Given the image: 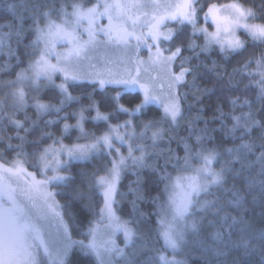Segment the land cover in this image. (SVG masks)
I'll list each match as a JSON object with an SVG mask.
<instances>
[{"label":"snow or ice","instance_id":"snow-or-ice-1","mask_svg":"<svg viewBox=\"0 0 264 264\" xmlns=\"http://www.w3.org/2000/svg\"><path fill=\"white\" fill-rule=\"evenodd\" d=\"M105 17L108 24L100 26ZM201 20L211 21L215 30L200 26ZM256 20L264 21V0L223 5L212 0H0V74L20 69L0 81V264H186L165 251L176 253L189 237L204 264H264V227L256 226L264 225V52L249 55L242 68L255 60V70L246 72H229L217 61L209 67L200 59L214 47L231 56L264 44V23ZM240 32L248 39L242 40ZM201 36L203 44H198ZM58 45L66 50L58 52ZM102 46L124 50L135 72L85 71L88 53ZM141 48L148 51L147 61L139 59ZM206 73L214 76L213 88L199 86ZM57 74L63 77L59 84ZM161 74L166 91L157 87ZM89 85L91 92L85 91ZM76 86L80 95L70 91ZM97 86L116 94L97 100ZM217 91L213 115L205 118L207 109L196 105ZM125 94L131 107L120 103ZM73 104L78 107L67 112ZM102 104L111 110L101 113ZM154 105L162 109L159 118L148 117ZM53 113L55 119L42 120ZM120 114L128 119L110 123ZM137 117L148 118L137 122ZM73 118L75 124L65 122L60 137L46 130ZM89 119L104 122L106 129L99 135L87 131ZM73 129L77 140L87 142L65 145L63 137ZM30 135L35 136L31 141ZM229 139L231 147H225ZM45 140L52 143L42 147ZM97 157L108 159L90 173L81 171L77 184L70 162ZM30 162L37 172L28 170ZM128 172L136 179L121 194L117 185ZM97 193L104 201L99 218L89 221L84 239H73V205L94 212ZM128 194L134 219L116 214V197ZM58 195L66 196V203H59ZM149 202L156 208V240H163L165 251L153 244L151 229L133 227L148 223L151 214L140 204ZM53 220L56 233L46 238L44 224ZM117 232L123 233L125 248L113 239Z\"/></svg>","mask_w":264,"mask_h":264},{"label":"trees","instance_id":"trees-1","mask_svg":"<svg viewBox=\"0 0 264 264\" xmlns=\"http://www.w3.org/2000/svg\"><path fill=\"white\" fill-rule=\"evenodd\" d=\"M92 2L94 3V0H92ZM212 2L218 3V4H228L231 3L232 0H212ZM242 3H244V0H241ZM245 6H248L247 4H245ZM256 23H264V21L262 20H256ZM189 31H191L189 29ZM241 36L244 40H247V36L243 33H241ZM198 44H202L203 43V37H200L197 40ZM261 52H264V44L259 45L258 47H252L251 45H249V47L247 48V50L243 53V55H238V54H233L231 56H225L224 54H222L220 52V49L217 47H214L213 49H211L208 53H201L200 59L203 60L205 62V64H207L209 67H211L212 62L213 61H217L220 64H222L224 67L227 68V70L229 72H232L233 69H239L241 72H246V71H254L255 70V60H253V64L250 68L248 69H244L242 68V65L244 64L245 60L248 59L249 55H255V56H259V54ZM184 55H190V52L185 51L183 53ZM4 61L3 59H0V64H2ZM179 64V61H177V65ZM25 65H21L20 67H24ZM203 67V66H202ZM20 69L17 68L15 69L11 75H4V74H0V81H6L9 79H12L15 75L16 71H19ZM175 71H179V67L177 66L175 69ZM189 79H191V77H189ZM237 79H239V75L237 76ZM248 81L245 79L244 83H247ZM214 85V76L211 73H206L204 74V77L202 80L199 81V86L201 88L204 87H208V88H213ZM187 89H182V91H186ZM70 91L72 92L73 95H80L81 94V88L79 86H76L72 89H70ZM85 91L87 92H91L92 91V86L89 85L87 87V89H85ZM105 93H107L108 96H115L116 92L112 89H105L103 92L99 89V87L97 86L96 88V93L95 98L97 100H100L101 97L103 95H105ZM256 93V88L253 87V89L251 90L250 93H248L247 95L250 98H254ZM3 95V92L0 91V96ZM219 95V92L217 91L216 95H212L209 94L208 97L204 98L203 100V104L202 105H196L197 108L200 107H204L206 110L205 112V118H210L213 115V112L215 110V106L217 104V96ZM232 95H241L240 92H234L232 93ZM44 100L47 101L48 99V94L44 95ZM84 103H87V100L85 99L83 101ZM189 102H191V94L189 95ZM121 104H123L126 107H131V105H129L128 103V95H123L120 101ZM78 106L73 104L71 107H69L68 109H66L67 112H72L74 111ZM152 107V111H150L148 113V117H152L155 116L156 118H159L160 115H162V110L160 109V107L158 106H151ZM256 107H259V105H257ZM111 109L108 108L105 105H101L100 106V111L102 113H106L108 111H110ZM29 115H31L32 119H36V113H35V109L29 107L27 109ZM224 111H228V107L225 104L224 106ZM94 112H91V116H94ZM195 113H186V116H190V115H194ZM61 116L65 115V112H61L60 114ZM148 117H137V122L140 119H146ZM21 119L23 118L22 115L20 117ZM50 119H55V114H45L42 117V120H50ZM128 119V116L126 114H120L119 116H113L110 120V123L112 124H117V123H122L124 120ZM67 122L69 124H75V119H70L68 121H64V120H60L57 124L51 126L49 129H46L47 131H51L54 133L55 137H60L61 134V129L63 128L64 123ZM230 124V122H229ZM85 127L87 129V131L89 132H96L98 135L100 133H102L107 125L104 122H97V121H92L91 119H89L88 121H86ZM212 127L214 128H218L219 126L217 124H213ZM137 131H139V129H137ZM38 134V131H37ZM185 133L183 131H180V135H184ZM77 131L75 129H73L71 132H69L67 135H65L63 137L62 142L65 145H72L74 143H80V142H86L84 139H80L77 140ZM213 135H223L222 133H213ZM35 138V136L30 135L28 137V139L31 141ZM52 141L51 140H45L42 144V147L47 146L48 144H51ZM162 143H166L162 142ZM225 147H231V141L229 139L228 143H226L224 145ZM172 148H176V144L173 143L171 145ZM27 151L29 153L32 152V148L28 147ZM183 150L180 149L178 151V155L183 156ZM13 154L9 153L7 158L9 160L12 159ZM108 159L107 157H97V158H93L91 160L88 161H76V162H70L69 165V170L72 173V175L75 177L76 183L78 184L80 181V176L79 173L81 171H86V172H92L94 169H98L100 167H102L104 160ZM252 159H254V157H252ZM221 164L220 163H216V167L220 168ZM26 167H28L29 171H33V172H37L36 168H33L31 166V162L29 163V165H26ZM99 174H103L102 172H100ZM173 175H175V173H173ZM40 176V175H37ZM135 176L131 175L130 172L125 173L120 182H119V188H118V192L121 194H126L129 192V186H130V182L135 180ZM239 186V185H238ZM86 187V186H85ZM54 191L56 192H60V191H66L63 189H57V188H53ZM150 195H156L155 192H151ZM56 199L59 203L64 204L67 201V197L66 196H56ZM132 199L131 194H128L126 196L124 195H118L117 196V213L118 215L123 218V219H130L134 217L132 216V209H131V205L129 203V201ZM250 199V197H249ZM103 196L100 195L99 193H97V195L94 198V212L93 211H87V210H83L81 209L79 204H74L73 208L71 209V211L74 213V217L72 220V223L69 226V231L72 233V238L76 239V240H80V239H84V235L83 233L86 232L87 228L89 227V221H93L99 218V213H100V209L103 205ZM140 208L143 212L145 213H150L151 216L150 217H146V219L148 220V223H144V222H140V223H134L133 227H136L137 229H139L140 231H144L145 229H151L152 230V242L155 245V247L160 248L162 250V244H161V240H156V236H155V230L157 229L158 225H157V216L155 215L156 212V208L154 205H152L150 202L149 203H141L140 204ZM231 211V209H230ZM233 214H235V212H233ZM137 216L139 215L138 213L136 214ZM65 219L67 220V217H65ZM68 222V221H67ZM258 228L264 227V225L262 224H257L256 225ZM213 229L209 228L207 231L211 232ZM206 235V233H205ZM235 238V237H234ZM192 250L190 251H186L184 255H180L185 261L186 264H204V261L201 257L200 254V249L197 245H195L192 241L191 246ZM127 251H131V246H129V248L127 249ZM75 255H78V253H76ZM75 258V257H73Z\"/></svg>","mask_w":264,"mask_h":264},{"label":"rangeland","instance_id":"rangeland-1","mask_svg":"<svg viewBox=\"0 0 264 264\" xmlns=\"http://www.w3.org/2000/svg\"><path fill=\"white\" fill-rule=\"evenodd\" d=\"M94 2H95V0H94ZM86 6H90V5H86ZM254 23H256V22L254 21ZM98 24L100 26H106L108 24L107 18L106 17L105 18H101L98 21ZM200 26L207 27L209 31H214L215 30V27H214V25L211 24V21H209L207 24H205V22L203 20H201L200 21ZM241 33L242 32L238 33V35H240V38L242 40H244L242 38V36H241ZM84 39H87V37L85 36ZM133 44H135V41H133ZM217 48H219V47H217ZM65 50H66V46L65 45H58L57 46V51L58 52H64ZM88 55L91 57V59L90 60H85L84 63H83V68H84L85 71H89V72H95V71L107 72L108 70H111L112 72H115V73H124L126 71V69H128V68H131V70L133 72H135V70H136V66L135 65H129V63H128V55L129 54H126L124 52V50L116 48L114 46H112V47H103L102 46L96 51L89 52ZM139 59L147 61V59H148V51H147L146 48H141L140 53H139ZM52 62L55 63V59L54 58H53ZM90 65H95V68L94 69L91 68ZM145 67H147V65H145ZM141 71H142V75H144L145 73L143 72V68H142ZM149 72H150L151 75H156L157 74L156 70L149 69ZM54 79H55V82L57 84H59V83L62 82L63 77H62V75L57 74V76ZM161 85L163 86L164 90L166 91L167 90V80L164 78L163 74H161L160 80L157 82V87L158 88L161 87ZM95 115H96V113L94 112V116ZM97 122H101V121H97ZM86 142H80V144H84ZM69 146H71V145H69ZM121 151L125 155L127 154V148L126 147L121 148ZM71 162H76V161H71ZM194 166H195V162H194ZM214 167L217 170L219 169V168L216 167V164L214 165ZM49 175H51V173H49ZM37 179H42V177L41 176H37ZM117 188H119V185H117ZM50 190L54 191L53 188H50ZM116 199H117V197H116ZM40 204H41V202L39 200H37V209H36L37 212H39L41 210ZM115 208H116V214L118 215L116 205H115ZM65 222L67 223L66 219H65ZM56 230H57L56 221L53 220L50 224L45 222V224H44V233H45V237L46 238L48 237L49 233H51L52 235H55ZM113 239H115V242H116V244L119 247L125 248L124 235H123L122 232H117L115 234V236L113 237ZM192 241H193V238L189 237L188 238V243L182 249L178 250L176 253H173L170 249L166 250V251L164 250V248H163V240H161L162 251H165V255H167L169 258H172L173 256H175V258L177 260H184L180 255H184L186 251L192 250V247H190ZM129 246L126 248V251L129 248Z\"/></svg>","mask_w":264,"mask_h":264}]
</instances>
